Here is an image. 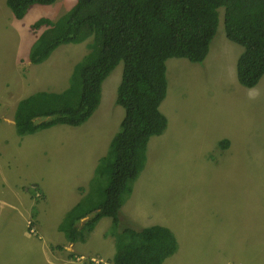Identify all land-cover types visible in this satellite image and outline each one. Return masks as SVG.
<instances>
[{
    "label": "rangeland",
    "instance_id": "374dc122",
    "mask_svg": "<svg viewBox=\"0 0 264 264\" xmlns=\"http://www.w3.org/2000/svg\"><path fill=\"white\" fill-rule=\"evenodd\" d=\"M6 1L0 0V26L5 23L6 26L11 27L12 23L8 21V16L12 12ZM76 3L77 0H57L53 5L33 6L26 16L30 19L36 13L42 16H45L46 13L47 15L52 14V22L55 23L70 12ZM219 14L222 20L224 11L219 10ZM10 17L13 18L12 15ZM46 28L43 27L39 33H43ZM28 30L31 34L33 33L31 25ZM215 39L224 42L220 49L217 50L216 47H213L209 57L201 64L189 61L191 64H185L187 69L180 72L176 79L178 92L175 101H180V94L185 91L183 99L187 104H185L184 111L191 112L190 117H183V119L187 122L189 119L196 118L198 124L192 126L190 132H184V126L179 128L177 116H171V127L179 129L169 132L167 137L159 139L157 144H154V137L150 139L148 152L150 151L154 157V166L147 157L145 168L138 179L132 183V191L126 195L124 204L133 198L137 187L140 188V191L145 188L150 206L154 210V214L149 218L156 225L168 226L178 241V263L181 261L182 264H203L201 262L203 261L204 264H226L230 259L238 258L239 255L237 253L231 255L229 252L223 251L222 248L241 245L244 251L241 255L243 258L250 262L264 264V251L253 249L258 248V224L255 229L249 230L252 215L256 212L255 204L264 190V138L262 137L264 76L255 88L243 87L237 78V60L244 48L226 37L223 21L219 25ZM91 42L92 40L89 39L78 46L72 45L74 50L60 47L57 53L49 59L52 67L57 65L55 71L52 74L43 71V75H41V69H39L40 83L42 84L39 88H43L49 93L63 90L69 83V79L66 78L72 73L71 69L89 53ZM26 43L29 45L28 41ZM9 51L18 73L15 71V76L9 75L11 68L7 58L5 62L0 60V67L3 70L0 75V88L22 91L25 88L24 81L27 80L30 71L36 72V70L31 69V61L27 60L23 63V74L20 75L22 61L18 56L20 44L19 47H15L9 40L1 38L0 59L6 57ZM215 51L221 52L219 59L225 58L226 60L218 62L214 54ZM55 58L65 60L55 64ZM173 59L188 61L183 58ZM123 70L124 63L122 62L109 75L108 80L103 82L101 97L103 104L98 107L91 119L81 126L58 125L21 137L17 134L16 127H9L11 125L8 126V122L4 120L5 116H0V172L8 174L10 171L8 178L12 182L13 179L22 181L19 187L14 188L13 193L16 197L25 195V190H27L25 188L29 187L28 189H30L32 184L38 180L49 184L51 194L56 196V181L57 174L60 173V165L62 167L69 166L70 162L76 158H78L77 165L68 172L70 179L75 180L80 187L88 186L89 190L99 183L101 185L108 184L106 176L94 181L92 175H95L99 160L109 153L112 137L115 136L117 130L119 131V112L117 108L112 107L113 102L109 105L108 101L104 99V89L114 88L116 78L118 82L122 80ZM23 75L26 77L21 78ZM167 77L169 78L168 72ZM52 81L61 83L58 87ZM180 82L182 83L180 84ZM17 100L16 93V99L13 102L17 103ZM231 106H243L242 116L239 120L245 121L249 125L250 147L253 143L255 148L250 149L249 155L241 159L238 168L243 173H240L238 180L233 181H230L231 172L227 169L232 164V157L217 156L214 153V148L217 147L211 146L215 124L220 125L223 130L232 131L234 127L232 116L224 117L221 121L216 119L221 117ZM120 109L124 111V108ZM199 113L201 117H205V126L203 127H200ZM108 119H110L109 125ZM65 128L66 132L63 135ZM72 134H75V139L72 138ZM74 142L77 143L72 146L71 144ZM107 142L108 147L103 150ZM96 146L100 149L94 157L101 154L99 163L94 165L92 161L89 172L82 171V168L87 165L85 152L89 148L94 154ZM201 150L202 152L209 151L204 160L210 178L206 176L205 172L198 171L195 166V163H198L202 158ZM27 158L28 161L25 163ZM86 176L90 178L89 183ZM198 180L203 181L199 184ZM33 192L36 191L33 190ZM34 197L31 194L30 199L32 200ZM35 199L38 198L35 197ZM260 201L262 202V200ZM124 204L122 216L133 215L135 217H133L134 221L123 219L122 226L127 221L131 222L130 226L140 229H142L140 224H149L136 216L135 209L126 212ZM3 212L7 213L8 209ZM11 213L14 215L12 211ZM65 221L64 224H66ZM65 227L68 228L67 225ZM110 228H113V224ZM31 239L30 243L32 244L40 245L41 242H46L45 238L38 242L36 236H32ZM214 246H216V250L212 249ZM63 249L60 251L62 255H64ZM66 249L68 250V248ZM82 252L90 258H97L98 261L104 258L97 238H90L87 245L76 250V253ZM51 259L53 260L52 257ZM69 260H73L74 264H80L76 258ZM101 264L104 263L101 262Z\"/></svg>",
    "mask_w": 264,
    "mask_h": 264
},
{
    "label": "trees",
    "instance_id": "16d2710c",
    "mask_svg": "<svg viewBox=\"0 0 264 264\" xmlns=\"http://www.w3.org/2000/svg\"><path fill=\"white\" fill-rule=\"evenodd\" d=\"M7 2L22 20L34 5L57 0ZM219 10L224 11L227 38L244 48L237 62L238 81L254 88L264 76V0H77L57 22L42 18L33 25L48 27L30 53L33 64L44 63L63 45L92 42L89 53L75 64L66 91L43 92L20 102L15 115L19 136L86 123L101 103L103 82L124 63L116 103L126 116L93 178L106 176L108 184L92 187L66 214L61 230L69 242H86L99 221L110 217L114 264H164L178 252V241L166 227L140 229L130 221L122 226L123 219H129L122 216V207L145 168L150 139L168 128L160 111L168 94L167 61L203 63L218 33Z\"/></svg>",
    "mask_w": 264,
    "mask_h": 264
},
{
    "label": "crops",
    "instance_id": "0c3cea01",
    "mask_svg": "<svg viewBox=\"0 0 264 264\" xmlns=\"http://www.w3.org/2000/svg\"><path fill=\"white\" fill-rule=\"evenodd\" d=\"M12 13H9L8 21L11 24L10 26H6L5 23L1 24L0 26V39L3 38L5 40H9L15 47H19L20 44V53L19 58H21V72L24 69L23 63L27 60H30V53L32 48L37 43V35L35 32L32 34L29 32L30 25L36 24L39 19L38 18H48L52 20V14L45 16L36 13L29 17H25L22 21H16V25H14V19L10 17ZM47 16V17H46ZM29 19V20H28ZM38 20V21H37ZM37 21V22H35ZM19 23V24H18ZM14 25V26H13ZM26 41L29 42L27 45ZM36 42V43H35ZM224 44L223 41H218L215 39L212 42L209 55L212 52L213 47L218 50L220 49L221 45ZM78 46V45H77ZM64 47V46H63ZM64 48H70L72 50V46H66ZM57 53V50L54 54ZM239 53V52H238ZM26 54L28 55L26 57ZM216 59L218 62H224L226 59L221 58L219 59L221 52L215 51ZM208 55V57H209ZM7 58L8 64L10 65L11 71L9 75L15 76L16 67L14 65L12 54L9 51V54L6 57L1 58L2 62H5ZM65 59L62 58H55V64L57 62L62 63ZM217 61V60H216ZM30 62V61H29ZM59 63V64H60ZM31 69L36 70V72L29 73L27 80L25 79V88L22 91H17L11 88H0V116H5L4 120H6L13 128L15 126L14 116L17 111V107L19 106L22 100L27 99L28 97L44 90L43 88H39L42 86L40 83L41 76L39 75V69H41L40 74L43 75V71H47L48 73H53L55 71L56 66L52 67L50 61L40 65V68L35 64L31 63ZM185 64H191L189 61L185 60H178V59H170L167 62V72L169 74L168 80V94L165 101L162 103L160 107V111L166 116L168 120V129L166 133L162 136L154 137V144H157L159 139H163L167 137L168 133L171 131H177L181 126H184V132H190V128L192 126L198 124V120L195 118L194 120L189 119L187 122L183 119V117H190L191 112L184 111L186 107L185 104L187 102L183 99L185 96V91H182L180 94V101H175L177 96V85L176 79L177 75L181 72H184L187 69ZM195 64V63H194ZM192 64V65H194ZM38 68V69H36ZM74 69V68H73ZM73 69L72 72H73ZM169 69V71H168ZM52 71V72H51ZM3 70L0 67V75ZM16 73H18L16 71ZM71 73V72H70ZM72 74V73H71ZM69 75L68 79H70ZM26 77V75L21 76V78ZM109 78V77H108ZM108 78L106 80H108ZM105 80V81H106ZM180 81V80H179ZM55 86H58V83L52 81ZM239 82V81H238ZM121 80L118 82L117 78L114 81V88L112 89H104V99H106L109 103L113 102V106L117 108L119 112V120H118V127L120 129L121 123L125 118V110L123 111L121 106L116 104L117 99V91ZM182 82H180L181 84ZM243 86V85H242ZM245 87V86H243ZM247 88V87H245ZM252 89V88H249ZM33 90V92H31ZM103 91V89H102ZM17 93V103L13 101L16 99ZM21 93V94H20ZM169 97V98H168ZM104 102V100H103ZM100 103L99 107L101 106ZM117 106V107H116ZM248 109V106H246ZM242 109L243 106H231L224 112L221 117H217L218 121H221L224 117L232 116L234 121V127L232 131L223 130L222 127L218 124L214 125V139L211 140V146L217 147L214 148V153L217 156L222 158H227L231 156L233 161L232 164L227 168L231 172V179L238 180L240 173L243 171L239 170V165L241 159L249 155L250 149H255L254 144L252 143L250 147L249 143V125L245 123V121H240L242 116ZM98 110V109H97ZM96 110V111H97ZM6 112V113H5ZM171 116H177L179 120V128L176 129L175 127H171L170 125V118ZM248 118V117H247ZM91 119V118H90ZM89 119V120H90ZM249 119V118H248ZM199 122L200 127L205 126V117H201L199 113ZM110 124V119H108V125ZM66 132V128L64 129L63 135ZM118 133V130L117 132ZM75 134H72V138ZM84 135V134H83ZM246 136V137H245ZM262 137L264 138V129L262 130ZM114 136L112 137V139ZM112 141V140H111ZM75 143H72L73 146ZM108 147V142L103 148L106 149ZM100 147H95L94 154L91 153L90 149L85 152L87 156V165L82 168V171L89 172L91 169L92 161L94 165H96L99 160L101 154H99L96 158L94 157L99 153ZM149 150V149H148ZM202 152V150H201ZM209 154V151L206 150L202 152V158H200L198 163H195L198 171L205 172L206 176L210 178V173L208 172V168L206 165V161L204 160L205 157ZM104 157V156H103ZM29 158V157H28ZM26 159V162L28 161ZM148 160L154 166V157L148 152ZM100 161V160H99ZM78 163V158L72 160L69 166L62 167L60 165V173L57 174V181H56V192L57 195L54 196L50 192V185L45 183L43 180L35 181L31 188H36L37 191L33 192V190L29 187L25 188L27 190L26 194L23 196L16 197L13 193L14 188L20 186L22 181L20 179H11L8 178V174H4L3 171L0 172V264H74L71 262V258H77L80 264H94V260L97 258L86 255L85 253H76V250L88 244L90 238H97L99 247L102 251L103 259H99L100 261H105L106 264H114L113 259L116 255V241L115 238L109 233L110 226L113 224V220L110 217L102 218L99 223L96 225L94 230L87 235L86 242H77L71 243L69 242L66 237L65 233L61 230L62 221L64 219L65 214L75 208L80 201L89 193V189L87 187H80L79 184L70 179V175L68 172L73 169L75 165ZM10 164V160H9ZM96 169V168H95ZM264 169V168H263ZM262 170V169H260ZM94 178V174L92 175V179ZM87 182L89 183L90 178L86 176ZM204 180V179H203ZM203 180H198L199 184L202 183ZM92 181V180H91ZM80 189L84 191L81 192ZM35 197L31 200V194ZM262 200V202L260 201ZM124 208L126 212H130V210L135 209L136 216H139V219L146 221L149 224H140V227L149 228L153 226H160L154 224V221L149 218L150 215L154 214V210L150 206V201L148 200V194L144 188V190L140 191V188L137 187L135 194L132 199L129 200L128 203L124 204ZM256 212L253 213L251 218V225L249 226V230L255 229L258 224L259 230V238H258V248H253L255 250H259L261 252L264 251V190L261 192L257 203L255 204ZM8 209L7 213L3 211ZM123 210V208H122ZM11 211L14 213L12 215ZM64 214V215H63ZM255 216V218H254ZM133 215L129 216L128 218L132 221ZM31 220L34 223V228L38 233L37 241L41 242L43 238H45L46 242H41L40 245L30 243L31 235L28 232L27 221ZM84 221V220H83ZM83 221L81 222L80 226L82 225ZM137 223V222H136ZM153 223V224H150ZM162 227V226H161ZM170 229L168 226H163ZM38 246V247H37ZM54 247L51 251L50 248ZM63 249L64 255L60 252V249ZM68 248V250L66 249ZM240 248V249H239ZM212 249L216 250V246L212 247ZM223 251L229 252L231 255H235L236 253L239 255L238 258L228 261L226 264H261V262H250L246 258H243L241 255L244 252L243 247L238 245L236 247H229L223 249ZM71 253V254H70ZM178 252L168 258L164 264H182L178 263ZM105 255V256H104ZM53 258V260L51 259ZM86 258V261L83 262L82 259ZM264 258V257H263ZM203 264L204 262L201 261Z\"/></svg>",
    "mask_w": 264,
    "mask_h": 264
},
{
    "label": "clouds",
    "instance_id": "9594fccd",
    "mask_svg": "<svg viewBox=\"0 0 264 264\" xmlns=\"http://www.w3.org/2000/svg\"><path fill=\"white\" fill-rule=\"evenodd\" d=\"M7 1H8V0H7ZM76 4H77V3H76ZM34 6H43V5H34ZM8 7H9V6H8ZM31 8H32V7H31ZM31 8H30V9H31ZM9 9H10V8H9ZM10 10H11V9H10ZM11 12H12V11H11ZM27 14H28V13H27ZM27 14H26V15H27ZM12 16H13L14 24H15V25H16V23H17L16 21H18V22H19V21H22V20L26 17V16H25L22 20H18V19L15 18L13 12H12ZM223 19H224V14H223ZM223 19L221 20V18H220V24H221V21H223V23H224V20H223ZM50 21H52V20H50ZM18 24H19V23H18ZM44 27H46V26H44ZM42 28H43V27H42ZM42 28H41V29H42ZM32 29H33V32L35 31V33H36V35H37V40H36V42H38L39 38L41 37V35H42L43 33H42V32L39 33V31H41V29H34V28H33V25H32ZM47 29H48V27H47L45 30H47ZM218 29H219V28H218ZM45 30H44V31H45ZM44 31H43V32H44ZM224 31H225V27H224ZM225 34H226V33H225ZM216 36H217V35H216ZM226 37H227V36H226ZM214 39H215V38H214ZM213 41H214V40H213ZM230 41H231V40H230ZM36 42H35V43H36ZM36 44H37V43H36ZM36 44H35V45H36ZM236 44H237V43H236ZM35 45H34V46H35ZM69 45L72 46V45H76V44H68V45H63V46L66 47V46H69ZM211 45H212V44H211ZM238 45H239V44H238ZM63 46H61V47H63ZM59 48H60V47H59ZM59 48H57L56 50H58ZM210 48H211V46H210ZM32 49H33V48H32ZM56 50L51 54V56L56 52ZM242 53H243V52H242ZM242 53H241V54H242ZM241 54H240V56H241ZM51 56H50V57H51ZM240 56H239V57H240ZM50 57H49L48 60H46L44 63H46L47 61H49ZM29 59H30V58H29ZM172 59H173V58H172ZM179 59H180V58H179ZM183 59H184V58H183ZM238 59H239V58H238ZM168 61H169V60H168ZM168 61H167V62H168ZM188 61H189V60H188ZM237 62H238V60H237ZM44 63H42V64H44ZM191 63H192V62H191ZM42 64H35V65L39 67V66L42 65ZM195 64H199V63H195ZM108 77H109V76H108ZM66 79L68 80V77H67ZM260 81H261V80H260ZM60 83H61V82H60ZM60 83H59V84H60ZM59 84H58V87H59ZM69 87H70V79H69V83H68V85H67L66 87H64L63 90H61V91H59V92H58V91H55V92H53V93H55V94H61V93H63L64 91H66ZM254 88H255V87H254ZM43 92L49 93L48 91L41 90L40 92L34 94V96L37 95V94L43 93ZM32 96H33V95H32ZM117 105H118V104H117ZM121 107H122V106H121ZM17 108H18V107H17ZM122 108H123V107H122ZM124 110H125V109H124ZM95 112H96V111H95ZM15 115H16V113H15ZM125 116H126V113H125ZM14 117H15V116H14ZM49 119H50V118H49ZM14 122H15V118H14ZM121 124H122V123H121ZM60 125H65V124H60ZM82 125H83V124H82ZM56 126H58V125H56ZM67 126H69V125H67ZM15 127H16V122H15ZM53 127H55V126H53ZM73 127H78V126H73ZM51 128H52V127H51ZM49 129H50V128H49ZM46 130H48V129H46ZM119 131H120V129H119ZM119 131H118V132H119ZM17 134H18V133H17ZM117 134H118V133H116L115 136H116ZM31 135H32V134H31ZM25 136H26V135H25ZM115 136H114V138H115ZM21 137H24V136H21ZM114 138H113V139H114ZM113 139H112V141H113ZM112 141H111V143H112ZM110 146H111V145H110ZM33 190H34V191H37L36 188H34ZM27 226H28V232H29V234H30L31 236L39 237V236H38V233L36 232V229L34 228V223H33V221L28 220V221H27ZM53 249H54V248H52V247L50 248L51 251H52ZM62 249H63V248H62ZM62 249H60V250H62ZM75 258H76V257H75ZM75 258H74V259H75ZM71 259H73V258H71ZM76 259H77V258H76ZM77 261H78V260H77ZM82 261L85 262V261H86V258L82 259ZM71 262H73V260H71ZM94 262L97 263V264H101V262H103L104 264H106L105 261H100V260H99V261H98V260H94Z\"/></svg>",
    "mask_w": 264,
    "mask_h": 264
},
{
    "label": "bare ground",
    "instance_id": "6f19581e",
    "mask_svg": "<svg viewBox=\"0 0 264 264\" xmlns=\"http://www.w3.org/2000/svg\"><path fill=\"white\" fill-rule=\"evenodd\" d=\"M7 2V1H6ZM8 3V2H7ZM246 137V136H245ZM64 215V214H63Z\"/></svg>",
    "mask_w": 264,
    "mask_h": 264
}]
</instances>
